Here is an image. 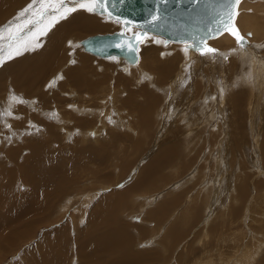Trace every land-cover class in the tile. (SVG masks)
Here are the masks:
<instances>
[{
    "label": "rangeland",
    "instance_id": "obj_1",
    "mask_svg": "<svg viewBox=\"0 0 264 264\" xmlns=\"http://www.w3.org/2000/svg\"><path fill=\"white\" fill-rule=\"evenodd\" d=\"M257 1L259 2L248 0L238 9H241L239 16L244 17L246 13H252L251 9ZM261 2L260 0L259 3ZM29 4H34L33 0L24 2L26 7ZM32 9L28 15L35 20L37 17ZM13 12L10 20L20 13L18 10ZM85 13L100 22L104 31L84 33L70 38L67 42L71 41L72 44L66 42L62 47L64 57L61 62L64 63L57 64L55 72L49 75L43 84L33 86L39 89L36 88L34 93L36 97L37 94H48V110L41 109L42 101L34 100L35 97L32 100L23 98L24 103H14L13 107L10 99H5L6 96L16 95L21 99L22 96L12 90L9 82L6 84L7 90L3 92L4 96L0 97V130H4V133L3 130L0 131V264H35L32 257L39 253L53 257L57 240L65 244L62 264H79L78 249L81 240L88 241L89 249L84 250L88 256L101 253L100 257L105 260L113 259L116 253L125 251L142 255L140 264H264V31L256 32V35L261 33L259 40L247 42L251 51L244 46L241 49L245 51L235 54L228 52L230 45L225 48L213 46L223 55L203 57L191 50L187 55L183 51L184 45L180 43L169 42L165 46L163 43L149 40V43L139 45L138 61L130 68L129 62L118 55H111L117 58L113 60L110 56L100 58L85 51L84 40L96 35L121 34L126 31L122 24L119 25L99 11L96 14L86 11ZM45 24L47 25V21L36 25L32 32H37L36 28L39 26V30L43 29ZM4 25L0 24V27H5ZM30 27L33 26L30 24ZM26 30L24 28L25 33ZM135 31H138L137 28H131L125 36L130 37ZM248 32L250 30H247L246 35ZM149 35L167 41L162 37ZM42 36L32 40L31 34L24 35L23 40L30 41L28 50L7 60L0 69L5 70L8 63L19 57L31 58L36 50L42 48L40 45L45 41ZM245 38L248 39L246 36ZM80 55L88 60L89 76L98 82L103 76L104 91L109 87L106 96L105 93L94 89L95 94L88 97L89 104L92 101V104H97L95 109L99 116L87 119L83 117L85 113H81L85 122H95L93 127L71 128L72 134L66 136L60 127L54 126L59 134L53 132L52 135L46 131L44 141L41 137L42 129L30 128L27 117L39 114L40 119H47L48 115V121L54 124L53 121L57 120L59 113L60 119L65 120V112H74L77 106L68 99L69 87L63 88L62 91L58 85L64 84L63 74L66 75L73 67L80 66L81 63L77 59ZM224 55L228 56L227 60L223 58ZM153 60H159V63L173 60L177 67L180 66L178 72L173 73L175 78L173 77L170 83L166 81L164 87L153 80L155 74L151 71H159L154 63L151 65ZM189 65L191 68L186 71ZM149 72L150 74H147ZM139 76L141 81L138 80ZM95 77L98 80H95ZM9 79L8 76L7 81ZM149 80H152V85L155 82L157 87H152ZM171 86L175 91L165 93L159 90ZM54 93L66 99L61 104H54L55 99L51 98ZM62 94L67 96H61ZM95 98H98L97 102ZM14 108H17V111L18 108L23 109L26 115L13 114L12 118L4 115V112L9 110L15 112ZM54 110H57V113ZM140 112L144 114L142 117ZM148 114H152L153 122L152 128L145 132L154 130L146 138L137 137L135 131L140 128L144 130L141 119ZM109 117L113 122H109ZM185 120L187 124L183 123ZM19 121L21 128L16 126V129H13L12 123ZM3 124H10L11 128ZM185 125H188V128H185ZM166 128L174 130L173 133L166 132ZM89 129H96L94 135L86 134ZM177 132L185 141H181L179 145L175 144L176 139L180 140L174 134ZM189 134H193L189 141H195L192 142L193 145L187 140L192 146L186 142L184 136ZM162 136L167 140L174 138L172 144H175L174 149L177 150L178 163L177 160L169 165L163 162L160 169L155 170L150 177H145L146 171L152 167L151 164L146 169L142 167L159 151ZM94 142L99 144L93 147ZM26 143L37 145L42 154L37 157L35 163L28 162L26 171L20 172L24 169L23 158L30 155ZM139 147L141 149L134 157L133 154ZM17 149L18 153L14 151ZM45 150L48 156L43 154ZM70 151L76 156L73 160L66 158ZM189 154H192V160L187 157ZM42 156L47 160L46 163L43 161V168L37 165V160L42 161ZM63 159L70 163L69 167L64 165V169ZM71 164L76 165L75 171ZM93 170L91 181H87L86 174ZM25 172L26 178H36V186L29 180L25 184L21 183L20 179ZM81 176L85 178L65 185L67 180ZM33 186L37 190L34 193H38L35 196L39 200L33 197L37 205L25 200L29 198V190ZM61 186L66 188H60ZM55 189L60 191L50 194ZM30 201L32 202V198ZM13 204L17 206L14 211L11 207ZM97 204L109 206L101 210L103 213L97 212L95 217H91L90 212ZM42 208H46L43 216L39 213ZM231 215H235L233 220ZM2 223H5V226ZM214 227L222 228H216L213 232ZM110 236L114 237L113 240L118 239L114 253L107 242ZM127 238L128 242L125 240ZM101 240H105V244L100 245ZM38 244L41 249L36 250ZM125 264L134 262L126 261Z\"/></svg>",
    "mask_w": 264,
    "mask_h": 264
},
{
    "label": "bare ground",
    "instance_id": "obj_2",
    "mask_svg": "<svg viewBox=\"0 0 264 264\" xmlns=\"http://www.w3.org/2000/svg\"><path fill=\"white\" fill-rule=\"evenodd\" d=\"M25 1H28V0H0V24H2V26L5 24L4 22H7V24H5L4 26L6 27L7 25H9V23L11 22V23H13L14 25H20L21 27H23V28H25V30L28 28L29 29V25L31 24V23H29V20H32L31 19V17L28 15V17L27 18H25V16H24V13L21 11L22 9H25L26 8V5H24V2ZM262 2L261 3H259L260 2V0H259V2L256 4V5H254V8L253 9H251V11H252V13H246V16H244V17H240L239 16V12L241 11V9L240 10H238L240 7H242L244 4H246L247 2H248V0H247V2H245L244 0H240V3L236 6V8H237V11H236V8H235V11L238 13V15H236L235 16V18H234V21L232 22L233 24H235V27L236 28H238L239 29V32H240V35H242V36H246L248 39H247V42H249V41H253L254 39H260V38H258V36L261 34H259V35H256V32L257 31H264V0H261ZM111 2V0H109V3ZM243 2V3H242ZM249 2H251V1H249ZM24 5V6H23ZM109 5V4H108ZM261 5H262V8L260 9V7H261ZM39 5L36 3V4H33V9H32V11H33V13H37L38 11H39ZM16 10H18L20 13L17 15V16H15V17H13V20H10V18H11V16L13 15V11H16ZM97 11H99V13H102V10L101 9H97ZM245 13V12H244ZM96 14V13H95ZM249 14H251V15H249ZM243 16V15H242ZM8 19V20H7ZM113 20H115L114 18H112ZM61 21V23H57V24H55L54 26H52L51 28H49L46 32V34H44L43 36H42V38H43V41H44V43H43V45H40V46H42V48L41 49H39L38 51L36 50V52L32 55V57L31 58H20L19 57V59H16L15 61H12L11 63H8L7 64V66H6V69H7V72H5V70H4V68H1L0 69V97H3L4 96V94H3V92L5 91V90H7V87H6V84H7V82H9L10 83V85H11V88H12V90L14 91V92H17V93H20V95L22 96V100H23V98H30L31 100H32V98H36V99H34V100H37V99H39L40 101H42L40 104H42V106H41V109H49L48 108V106H49V103H50V101H48V99H47V96H48V94L46 93V94H37V97L34 95V93H36L35 91H37L36 90V88L35 87H33L34 85L36 86V85H39V84H43V82L46 80V78L49 76V75H51L52 73H54L55 72V70L57 69V64H61V63H64V62H61L62 60H63V53H62V47H64L63 45L64 44H66V42L70 39V38H74V37H78V36H80V35H82V34H84V33H95V32H101V31H104V27H103V25L102 24H100V22H97L93 17H90V16H88V15H86V13H85V11L84 10H78L77 12H74V13H72L71 14V16H70V18H68V20H60ZM59 21V22H60ZM45 23V22H44ZM122 24V23H121ZM32 25V24H31ZM105 25V24H104ZM120 25V24H119ZM123 26H124V24H122ZM47 25L45 24V27H46ZM40 27V26H39ZM38 27V28H39ZM45 27H43V28H45ZM125 27V26H124ZM128 27H131V28H137V30L138 31H140L141 30V28H139L138 26H132V25H129ZM31 28V27H30ZM33 28L34 27H32V30H33ZM38 28H36V31L38 32L39 31V29ZM117 28H118V26H117ZM28 29L26 30V31H28ZM247 30H250V32H248V34L249 33H251V35L250 36H248V35H246L247 33ZM149 34H153V33H150V32H148ZM5 34H7V33H5ZM106 35H113V34H106ZM116 35H121V34H116ZM132 35V34H131ZM153 35H155V36H158V35H156V34H153ZM96 36H98V37H102V36H105V35H96ZM96 36H93V37H96ZM244 36V37H245ZM93 37H91V38H93ZM158 37H162V36H158ZM91 38H89V39H87V40H84L83 41V47H84V49H85V51L87 52V53H89V54H92V55H94V56H98V57H100V58H107V57H111V55H118V56H120V57H122V58H124L126 61H127V63H128V65H129V67L131 68L133 65L135 66V64L137 63V61H138V53H136V55H137V59L136 60H130L129 58H127V57H124V56H122L121 54H118V53H116V52H113V53H111L110 55H105V56H103V55H101V54H98V53H96L94 50H93V47L94 46H96V43H97V41H95L94 42V44H92V42L90 41L91 40ZM162 38H164V37H162ZM164 39H166V38H164ZM167 41H170V42H172L171 40H168V39H166ZM40 43V42H39ZM68 44H69V42H67ZM149 43V42H148ZM174 43H178V42H174ZM250 43V42H249ZM146 44V43H145ZM181 44V43H180ZM209 44L213 47V46H217V47H220V48H225V47H227L228 45H230L231 46V49H229L228 50V52L230 53H235V54H237V53H241L242 51H245L244 49H241V48H244V47H240L237 43H236V40H235V38L234 37H232L231 35H229L228 33H225V34H223L222 36H219L217 39H215V40H210L209 41ZM250 45H252V44H250ZM245 47L248 49V50H250L251 49V47L250 46H248V45H245ZM233 48H234V50L235 51H232L233 50ZM66 49V48H65ZM70 50H72L71 49V46H70ZM69 50V51H70ZM148 50V49H147ZM152 50H153V48H152ZM151 51V50H150ZM251 51V50H250ZM65 52V51H64ZM68 52V51H67ZM69 53V52H68ZM147 53V52H146ZM145 53V54H146ZM164 53V52H163ZM152 53H150V55H151ZM198 54V53H197ZM75 55V54H74ZM140 55H142V54H140ZM144 55V54H143ZM142 55V56H143ZM149 55V56H150ZM188 55V54H187ZM186 55V56H187ZM81 57H77V59L80 61V66L79 65H77L76 67H73L71 70H69L67 73H66V75L65 74H63V76H62V78H64V84L63 83H61V85L59 84L58 85V87L60 88V90H62L63 88H65V87H69V89H70V91H69V89H67L68 91H66V93L68 92L69 94H67L68 96H69V98L68 99H70V101L72 102V103H75V105L77 106V108L76 109H74V112L73 113H67V112H65V114L67 115V117H66V119L65 120H62V119H60V116H61V114L59 113V116L57 117V120H54L53 122H54V124L53 123H50L49 121H48V118H49V116L47 115V119H40L39 117H38V115L37 116H32V115H28V121L27 122H32V125H34L35 127L34 128H40V129H42V131H43V133H42V139L45 141V136H46V131L48 132V133H50V134H52L53 135V132H55L57 135L59 134V131L58 130H56L55 129V127L54 126H58V127H60V130L62 131H64V133H65V135L67 134V135H69V134H72L71 133V128H74V129H82V128H90V127H93L94 126V124H95V122H92V123H87V122H85L84 121V119H83V117H85V118H87V119H89V118H94V117H97V116H99V114H98V111L95 109L96 108V103H94V104H92V102H91V104H89L88 103V97L90 96V94H92V95H94L95 94V92H94V89H95V91H99V93H105V96L107 95L106 93H107V89H109V87H106V89H105V91H104V86H103V83L105 82L104 81V77L102 76H100L101 78H100V82H98V81H94L90 76H89V68H88V60H87V58L86 57H84L83 55H80ZM162 56H163V54H162ZM191 56V55H190ZM67 59H69V58H67ZM152 59V58H151ZM248 59V58H247ZM140 60V59H139ZM155 60V59H154ZM151 61L152 63H151V65L154 63L155 65H156V67L155 68H158V73H155V72H153V71H151V73H154L155 74V79H153L154 81H157L156 83H158L159 85L161 84V85H163L166 81L167 82H171L172 80H173V77L175 76L174 74H176V72H178L177 70H178V68L180 67V66H178L177 67V65H176V62L175 61H173V60H171L170 62H166V63H159L160 61L158 60V61ZM143 61V60H142ZM148 62H150L149 60H147ZM239 61V60H238ZM71 62V61H70ZM139 63H140V61H139ZM76 64H77V62H76ZM79 64V63H78ZM142 64V63H141ZM153 64V65H154ZM132 65V66H131ZM144 65V64H143ZM128 67V66H127ZM149 67H151V66H149ZM144 68V67H143ZM58 69H60V68H58ZM151 68H149V70H150ZM85 70H86V72H85ZM93 70V69H92ZM95 71V70H94ZM138 71V70H137ZM156 71H157V69H156ZM241 71V70H240ZM143 72H146V71H143ZM174 73V74H173ZM94 74V73H93ZM140 74H142L141 72H140ZM139 74V75H140ZM145 74V73H144ZM143 74V75H144ZM147 74H150V72L149 73H147ZM173 74V75H172ZM179 74V73H178ZM185 74V73H184ZM62 75V74H61ZM95 75V74H94ZM94 75H92V76H94ZM138 75V74H137ZM146 75V74H145ZM153 75V74H152ZM151 75V76H152ZM8 76H9V81H7V78H8ZM142 76V75H141ZM141 76H139L138 78V80H140L141 79ZM150 76V78L152 79V77ZM179 76V75H178ZM180 76H182L181 75V73H180ZM106 77V76H105ZM148 77V76H147ZM107 78H108V76H107ZM149 78V77H148ZM175 78V77H174ZM6 79V80H5ZM97 79V77H95V80ZM5 80V81H4ZM98 80V79H97ZM120 80V79H119ZM142 80V79H141ZM140 80V81H141ZM183 80V79H182ZM57 81V80H56ZM176 81V80H175ZM152 83V80H149V83ZM59 83V82H58ZM150 83V84H151ZM169 83H167V84H169ZM46 84V83H45ZM97 84H98V86H97ZM135 84H137V82H135ZM149 84V85H150ZM154 84H155V82H154ZM153 84V85H154ZM177 84V83H176ZM152 85V84H151ZM152 85V87H154V88H156L157 86L156 85H154L153 86ZM46 86V85H45ZM165 85H163L162 87H164ZM178 86V85H177ZM141 87H143V86H141ZM161 86L159 87L158 86V88H162ZM42 88V87H41ZM53 88H54V86H53ZM157 88V89H158ZM251 88V87H250ZM38 89V88H37ZM48 89H49V87H48ZM174 88H173V86H171L170 88H167V87H165V88H163V89H159L160 91L162 90L163 92H167V91H171V90H173ZM39 90V89H38ZM64 90V89H63ZM62 90V91H63ZM137 90V89H136ZM177 90V89H176ZM187 90V89H186ZM191 89L189 88V91H190ZM194 90V89H193ZM252 89H250V91H251ZM55 91V90H54ZM71 91L72 92H74V93H71ZM173 91H175V90H173ZM45 92V91H44ZM43 92V93H44ZM60 92V91H59ZM144 92V91H143ZM145 92H147V91H145ZM182 92V91H181ZM197 92V91H196ZM252 92V91H251ZM11 93H12V91H11ZM16 93V94H17ZM164 93V94H165ZM178 93V92H177ZM7 94H8V92H7ZM10 94V93H9ZM54 94H56V93H54ZM52 95L51 96V98H53V99H55V100H53V102H54V104H61L63 101H64V99H66V97L65 98H61L60 97V95L59 94H56V95ZM60 94H61V92H60ZM97 94H98V92H97ZM32 95H34V96H32ZM67 95H61V96H67ZM145 95H147V94H145ZM171 95V94H170ZM177 95V94H176ZM10 96V95H9ZM16 96V95H15ZM32 96V97H31ZM100 96V95H99ZM173 96V95H172ZM187 96V95H186ZM49 97V96H48ZM98 97V96H97ZM184 97V96H183ZM8 98L10 99V97H8V96H6V98L5 99H7L8 100ZM18 98H20V97H18ZM3 99V98H2ZM67 99V100H68ZM90 99V98H89ZM98 99V98H97ZM97 99L95 98V100H96V102H97ZM132 99V98H131ZM182 99V98H181ZM194 99V98H193ZM29 100V99H28ZM30 100V101H31ZM67 100H65V104H66V101ZM91 100H93V97H92V99ZM130 100V99H129ZM196 100V99H195ZM10 102H12L11 100H9ZM9 101H7V102H9ZM29 101V102H30ZM90 101V100H89ZM154 101H156V100H154ZM160 101H162V99L160 100ZM9 102V103H10ZM37 102V101H36ZM67 102H69V100L67 101ZM192 102V101H191ZM35 103V102H34ZM155 103V102H154ZM185 103V102H184ZM64 104V105H65ZM11 105H13V107H14V103L12 102L11 103ZM20 105H21V103H20ZM23 105V104H22ZM30 105V104H29ZM29 105H28V108L30 109V107H29ZM35 105V104H34ZM37 105H38V103H37ZM48 105V106H47ZM9 106V105H8ZM7 106V107H8ZM17 106V105H16ZM25 106V105H24ZM67 106H69V105H67ZM71 106H72V104H71ZM84 106V107H83ZM17 107H19V106H17ZM22 107V106H21ZM21 107H19V108H21ZM26 107H27V104H26ZM33 107H35V106H33ZM32 107V108H33ZM38 107V106H37ZM58 107V106H57ZM66 107V106H65ZM132 107H134V106H132ZM144 107V106H143ZM167 107V106H166ZM18 108V110L19 111H17V108H16V110H15V108H14V110H15V112H13V114L16 116V115H19V114H21V113H26L23 109H19ZM55 108H56V106H55ZM68 108V107H67ZM6 109H8V108H6ZM9 109H11L10 108V106H9ZM24 109H26V108H24ZM54 109V108H53ZM152 109H153V107H152ZM1 110V109H0ZM34 110V109H33ZM58 110V109H57ZM57 110H54L56 113H57ZM141 110V109H140ZM27 111H29V110H27ZM37 111H38V109L36 110V112L35 113H37ZM62 110H60V112H61ZM141 111H143V110H141ZM11 112H12V110H11ZM30 112V111H29ZM45 112H47L46 110H45ZM53 112V111H52ZM70 112V111H69ZM87 112H89V113H87ZM144 112V111H143ZM28 113V112H27ZM30 113H32V112H30ZM47 113H49V112H47ZM81 113H87L85 116L83 115V117H81ZM46 114V113H45ZM143 114V113H142ZM141 114V112H140V116L142 115ZM153 114V113H152ZM152 114H148V116H146L145 118H143V120L141 119V122L143 121V124H144V130H143V128H140V129H138V130H136L135 131V133H136V136L138 137H147L149 134H151L150 132H152L153 130H150V131H146L145 132V130H148L149 128L151 129L152 128V122H153V120L151 119V117H152ZM22 115V114H21ZM20 115V116H21ZM26 115V114H25ZM36 115V114H35ZM41 115V114H40ZM144 115V114H143ZM142 115V116H143ZM42 116V115H41ZM141 116V117H142ZM157 116H159L160 117V115H158L157 114ZM8 117V116H7ZM14 117V116H13ZM44 117V116H43ZM3 118V117H2ZM11 118H12V116H11ZM25 118V117H24ZM24 118L22 119L23 121H24ZM163 118V117H162ZM182 118V117H181ZM140 119V118H139ZM12 120V119H11ZM167 120V119H166ZM7 121V120H6ZM167 121H169V120H167ZM1 122V121H0ZM157 122H158V120H157ZM187 122V120H185L183 123H186ZM3 123V122H2ZM12 123V122H11ZM136 123V122H135ZM167 123H169V122H167ZM203 123V122H202ZM29 124V123H28ZM187 124V123H186ZM206 124V123H205ZM4 125V124H3ZM24 125V124H23ZM22 125V126H23ZM168 125V124H167ZM208 125V124H207ZM2 126V125H1ZM4 126H6V125H4ZM16 126L18 127V128H21V123H20V121H19V123H12V128L13 129H16ZM102 126V125H101ZM188 125H185V128H188L187 127ZM154 127V126H153ZM182 127V126H181ZM181 127H179V128H181ZM135 128V127H134ZM183 128V127H182ZM184 128V129H185ZM24 129H26V128H24ZM122 129V128H121ZM178 129V128H177ZM3 130V129H2ZM2 130H0V131H2ZM30 130V129H29ZM35 130V129H34ZM132 130V129H131ZM7 130H5V132H6ZM19 131H22V130H19ZM95 131H96V129H89L87 132H86V134L87 135H90V134H92V133H95ZM174 131V130H173ZM173 131L171 130V129H167L166 128V132H172L173 133ZM183 131V130H182ZM193 131V130H192ZM13 132V131H12ZM75 132V131H74ZM180 132V131H179ZM177 132V133H174V134H180V133H182V132ZM188 132V131H187ZM3 133H4V130H3ZM7 133V132H6ZM10 133V132H9ZM9 133H8V135H9ZM15 133V132H14ZM192 133H194V132H192ZM11 134V133H10ZM186 134H188V133H186ZM195 134V133H194ZM66 135V136H67ZM190 135V134H189ZM189 135H184L185 136V138H186V142H187V140L189 141L192 137V135L193 134H191L190 136ZM38 136V135H37ZM72 136V135H71ZM175 136V135H174ZM173 136V137H174ZM178 136V135H177ZM198 136V135H197ZM14 137V136H13ZM128 136H126V138H127ZM153 137V136H152ZM172 137V136H171ZM179 138H180V136H178ZM176 138V137H175ZM8 139V138H7ZM68 139V138H67ZM128 140L130 139V138H127ZM139 139V138H138ZM144 139V138H143ZM194 139V138H193ZM173 140H174V138H173ZM172 139H169V140H167L164 136H162V139H161V145L159 146L160 147V149H159V151L155 154V156L151 159V160H149L142 168H144V169H146V167L148 168V165L149 164H151V167L152 168H150V169H148L147 171H146V174H144L145 175V177H150L151 175H152V173L156 170H158V169H160V167H161V165H162V163L164 162L166 165H169V164H172V163H174V161L175 160H177V155H176V151L177 150H175L174 149V147H175V144L176 145H179L180 143H181V141L182 142H185V141H183L181 138H180V140L179 139H176L175 140V144L173 145L172 144V141H173ZM151 141V140H150ZM123 142V141H122ZM121 142V143H122ZM189 142H195V141H189ZM189 142H187V143H189ZM191 143H189V144H191ZM99 143H95L94 142V145H93V147L94 146H97ZM132 144V143H131ZM139 144V143H138ZM193 145H194V143H192ZM192 144H191V146H192ZM44 145V144H43ZM141 145V144H140ZM185 145V144H184ZM25 146H28L26 149H27V151L29 152V154L30 155H28V156H24L25 158H23V165L24 166H22L24 169H21L20 170V172L21 171H26V167H27V164H28V162L29 161H31V162H33V163H35V161H36V159H37V157L38 156H40L41 154H42V152H41V150L39 149V147L37 146V145H35V144H31V145H29V144H25ZM132 146V145H131ZM190 146V145H189ZM137 149V148H136ZM140 147L136 150V152L133 154L134 155V157L136 156V154H137V151H140ZM186 149V148H185ZM187 149H189L188 148V145H187ZM192 149V148H191ZM16 153H18L19 152V149H17V150H14ZM135 151V150H134ZM181 151V150H180ZM186 151V150H185ZM190 151V150H189ZM47 152V150H45L44 151V153L43 154H45V155H47L48 156V153H46ZM187 154V153H186ZM186 154H185V156H184V158L186 159ZM193 154V153H192ZM192 154H189V156H187V157H189L191 160L193 159L192 158ZM153 156V155H152ZM198 156V155H197ZM42 158V161L41 160H37V165L39 166V167H41V168H43L44 167V164H43V161L46 163L47 162V160L42 156L41 157ZM66 158L68 159V160H73V159H75L76 158V156L75 155H73L72 154V152L70 151V155H66ZM22 160V159H21ZM26 160V161H25ZM110 160H112V158L110 159ZM162 160H164V161H162ZM189 160V159H188ZM119 161V160H118ZM122 161V160H121ZM120 161V162H121ZM186 161H187V159H186ZM195 161V160H194ZM111 162V161H110ZM180 162H182V161H180ZM191 162H193V161H191ZM190 162V163H191ZM213 162V161H212ZM62 163H63V169L65 168V166L64 165H67V167H69L70 166V163L68 162V161H66L65 159H63L62 160ZM107 163V162H106ZM176 163V162H175ZM177 163H178V160H177ZM190 163H188V164H190ZM194 163V162H193ZM126 164V163H125ZM72 165V164H71ZM114 165V164H113ZM119 165V164H118ZM118 165H117V167H118ZM174 165V164H173ZM178 165V164H177ZM176 165V166H177ZM128 166V165H127ZM172 166V165H171ZM72 167V169L75 171V168H76V165H72L71 166ZM120 168L122 167V166H119ZM175 167V166H174ZM215 167V166H214ZM207 168V167H206ZM143 169V170H144ZM41 170H43V169H41ZM174 170V169H173ZM77 171V170H76ZM42 172V171H41ZM103 172V171H102ZM158 172H160V171H158ZM157 172V173H158ZM34 173H37V172H34ZM33 173V174H34ZM76 173V172H75ZM93 173H94V170L93 171H90L88 174H86V176H87V181H91L90 179H91V177L90 176H92L93 175ZM161 173V172H160ZM32 174V173H31ZM73 174H74V172H73ZM36 175V174H35ZM159 175V174H158ZM26 176H27V173L25 172L24 174H23V176H22V178L20 179V181H21V183L22 184H25L26 182H27V180H29L32 184H36L37 185V181H36V178L35 177H27L26 178ZM75 176V175H74ZM105 176V175H104ZM154 176V175H153ZM164 177V176H163ZM84 179L85 178V176H81V177H75V178H71V179H69V180H67L66 182H65V185L66 184H72V182L73 181H75V180H78V179ZM154 178V177H153ZM158 178H159V176H158ZM157 178V179H158ZM36 181V182H35ZM155 181V180H154ZM1 182V181H0ZM40 182V181H39ZM70 182V183H69ZM3 184H5V183H7V182H2ZM1 183V184H2ZM20 183V184H21ZM139 184V183H138ZM158 184V183H157ZM164 184V183H163ZM173 185L175 184V183H172ZM35 185V186H36ZM35 186H33V187H31L30 188V192H31V194L29 195V198H26L25 200L28 202V203H33L34 205H37L36 204V202L35 201H33V197H35V198H37L38 199V197H36L35 195L36 194H38V193H34V192H36L37 190H36V188H35ZM174 186H176V185H174ZM38 188V187H37ZM60 188H63V189H65L66 187H63V186H61ZM149 188V187H148ZM63 189H61V190H63ZM2 190H5V189H2ZM71 190V189H70ZM173 190V189H172ZM5 191H7V190H5ZM60 190H58V189H55V190H53L50 194H54V193H58ZM131 191V190H130ZM2 192V191H1ZM4 192V191H3ZM29 192V193H30ZM8 193V192H7ZM28 195V194H27ZM120 194L118 193V196H119ZM21 196H23V195H21ZM21 196H19V198L21 197ZM123 196V195H122ZM154 196V195H153ZM18 197V196H17ZM132 197V196H131ZM138 197V196H137ZM154 197H156V196H154ZM18 198V199H19ZM32 198V202L30 201V199ZM122 198H124V197H122ZM178 199H179V197H177ZM23 199V198H22ZM36 199V200H37ZM176 199V198H175ZM39 200V199H38ZM121 200V199H120ZM145 200V199H144ZM3 201H5V200H3ZM16 201V200H15ZM146 201V200H145ZM6 202V201H5ZM153 202V201H152ZM164 202V201H163ZM162 202V203H163ZM180 202V201H179ZM18 203V202H17ZM17 203H16V205H17ZM122 203V202H121ZM148 203H149V201H148ZM166 203V202H165ZM16 205H12L11 207H12V211H14V209H15V207H17ZM163 205V204H162ZM108 204H106V205H99V204H97V205H95L94 206V208H93V210L90 212V215H91V217H95L96 216V214H97V212H102L101 210H103L105 207H106V209L108 208ZM3 208V207H2ZM45 209L46 208H42L40 211H39V213L40 214H42V216L44 215V212H45ZM159 209V208H158ZM157 209V210H158ZM30 210V209H29ZM51 211V210H50ZM152 211V210H151ZM163 211V210H162ZM29 212H31V210L29 211ZM32 212H33V210H32ZM103 213V212H102ZM105 213V212H104ZM149 213V212H148ZM1 214V213H0ZM150 214V213H149ZM152 214H154V212H152ZM147 215V214H146ZM145 215V216H146ZM149 216V215H148ZM232 216V220H233V218H234V216L235 215H231ZM218 218V217H217ZM4 219H6V218H4ZM38 219V218H37ZM75 220V219H74ZM115 220V219H114ZM231 220V221H232ZM16 222L18 223V221L16 220ZM2 225H4L5 226V223H2ZM75 226V225H74ZM143 227V226H142ZM223 227V226H222ZM222 227H214L213 228V232H215L216 230V228H218V229H220V228H222ZM260 228H261V226H259ZM6 228V227H5ZM8 228H10V227H8ZM123 228V227H122ZM162 228V227H161ZM117 229V228H116ZM124 229V228H123ZM9 230H11V229H9ZM13 234H15V233H13ZM82 235H84V234H82ZM117 235H119V233L117 234ZM123 235V234H122ZM17 236V235H16ZM129 236V235H128ZM167 236V235H166ZM119 237V236H118ZM125 237V236H124ZM157 237V236H156ZM96 238V237H95ZM113 236H110V240H107V242H108V244L111 246V251L114 253V251H115V247H116V244H117V242H118V239L117 240H113ZM54 240V239H53ZM98 240H99V237H98ZM123 240V239H122ZM125 240H127V242L129 241L128 240V238L127 239H125ZM83 241H86V240H81L80 241V245H79V249H78V259H79V264H96L97 263V261H99V260H102L101 261V263H98V264H125V262L126 261H129V262H134V264H140V259H141V257H142V255H139V254H134V253H127V252H125V251H121L120 253H116V256H115V258H113V259H109V260H105V258H101L100 256H101V253H100V255H98V254H94L93 256H88V254L87 253H85V251H88V249H89V247L87 246L88 245V241H86V242H83ZM101 242L102 243H100V245H103V244H105V240H101ZM56 249L54 250V254H53V257L52 256H50V254H46V255H44L43 253H39L37 256H35V257H32L33 258V261H34V263L35 264H62V254H64V250H65V244L61 241V240H57L56 242ZM112 245H114V246H112ZM106 248V247H105ZM39 249H41V245L40 244H38L37 245V247H36V250H39ZM118 249V248H117ZM85 250V251H84ZM256 250L257 249H255L254 251H255V253H256ZM118 251H119V249H118ZM94 252V251H93ZM246 252V251H245ZM104 254V253H103ZM245 255V254H244ZM112 256V255H111ZM110 256V257H111ZM103 260H105V261H103ZM125 261V262H124ZM152 261H153V259H152ZM69 261H67V263H68ZM64 264V263H63ZM70 264H71V262H70Z\"/></svg>",
    "mask_w": 264,
    "mask_h": 264
},
{
    "label": "snow or ice",
    "instance_id": "obj_3",
    "mask_svg": "<svg viewBox=\"0 0 264 264\" xmlns=\"http://www.w3.org/2000/svg\"><path fill=\"white\" fill-rule=\"evenodd\" d=\"M33 3H38L40 7L39 11L34 13L37 18L35 20H29V23L35 27L36 25L47 21V26L35 33L32 32V28H29L27 33H25L23 27L20 25H14L11 22L6 27H0V66H3L7 60H11L15 56L21 55L22 51L28 50L30 41L23 40L24 35L31 34L32 40H35L37 36L44 35L53 25L60 20L67 19L69 15L78 10H84L88 13L95 14L99 8L102 10V15H106L109 19L114 17L113 12L108 7L109 0H33ZM111 3L112 6L115 7L116 0H111ZM120 3L123 4L124 0H120ZM155 3L157 8L151 12L150 19L146 21V24L150 25L152 28H157L162 22L168 21L167 6L170 3H175L177 7L184 3H190L192 7L188 9V12L191 14L189 19L192 20L193 24H203L205 21H208L206 35L200 37L193 36L191 39L181 37L176 41H172L183 44V51L186 54L191 50L197 52L201 57L216 54L223 55L219 52V49L212 47L209 44V41L215 40L225 33L234 37L236 43L240 47L247 45L246 38L240 35L239 29L232 23L235 16L238 15L235 8L240 3V0H155ZM32 8L33 4H29L25 9L21 10L24 13L25 18L28 17L29 10ZM181 15H183V9H181ZM115 22L118 24L122 23L125 26L126 31L122 32L121 36H125L128 31H131V28L128 27L131 23L130 21L117 16L115 17ZM181 28L184 33L191 35L188 33L187 24H182ZM197 30L199 31L201 29ZM5 33H7L6 36ZM250 35L251 33L248 34V36ZM149 40H154L156 43H163L165 46L170 42L152 37L147 31L141 29L140 31L132 32V35L127 38V42L121 40L114 44L107 45V47H115L122 51L126 50L135 55L139 51V45L144 44ZM71 44L72 42L69 41V45ZM36 46L38 47L39 45ZM81 46L82 45H77V47ZM232 51L235 50L233 49ZM223 58L227 60L228 56L224 55ZM110 59L115 60L117 58L110 57ZM72 63H75V61H72ZM190 68L191 65L186 68V71ZM10 100L13 103H24L21 98H18L15 95L11 96ZM4 115L12 116L13 113L9 110L4 112ZM108 119L110 123L113 122L111 117ZM6 127L11 128V125L8 124ZM29 127L32 128L35 126L29 122ZM9 142H11L10 138Z\"/></svg>",
    "mask_w": 264,
    "mask_h": 264
},
{
    "label": "water",
    "instance_id": "obj_4",
    "mask_svg": "<svg viewBox=\"0 0 264 264\" xmlns=\"http://www.w3.org/2000/svg\"><path fill=\"white\" fill-rule=\"evenodd\" d=\"M109 9L114 14L115 17H121L130 21L129 25L138 26L144 31L162 36L168 40L176 41L178 38L191 39L193 36L200 37L206 35V29L208 21H205L203 24H193L192 20L189 19L190 13L188 9L192 7L190 3H184L177 5L175 3H170L168 7V21L162 22L161 25L157 28H152L150 25L146 24V21L150 19V14L157 8L155 0H124V3L121 4L120 0H116L115 7L112 6L110 2L108 5ZM181 9H183V15H181ZM188 25V35L183 32L181 25ZM231 26V25H230ZM201 29V30H197ZM127 36L121 35H105L102 37H93L91 38L92 44L97 41L96 46L93 47V50L103 56L110 55L113 52L121 54L124 57L129 58L130 60H136L137 55L132 54L126 50H121L115 47H107V45L114 44L117 41L127 42Z\"/></svg>",
    "mask_w": 264,
    "mask_h": 264
}]
</instances>
